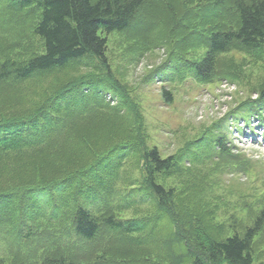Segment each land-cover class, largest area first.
Instances as JSON below:
<instances>
[{
	"label": "trees",
	"instance_id": "16d2710c",
	"mask_svg": "<svg viewBox=\"0 0 264 264\" xmlns=\"http://www.w3.org/2000/svg\"><path fill=\"white\" fill-rule=\"evenodd\" d=\"M153 1L156 0H0V41L4 43L3 48L9 50L0 61V90L23 86L21 91L26 92V86L32 82L41 87L52 75L63 71L73 73L83 67L97 70L50 86L28 108L0 113V160L13 158L24 164L25 169L35 158L39 164L49 160L53 165L49 173L37 171L32 176L19 175L6 183L1 181L3 169H0V264L10 261L16 264H148L147 261L154 264L150 259L146 261L130 255L136 246L148 244L143 237L144 228L154 217L124 219L118 214L141 206H152L161 215L167 211L176 223L169 237L171 242L181 241L179 244L183 243L186 254L183 257L163 255L162 261L166 264H254L253 245L264 226V212L253 225L246 226L244 233L209 236L198 226L192 231L197 235L196 243L175 238L182 232L188 233L202 215L194 213L195 209L185 202L176 200L178 187L166 186L159 178L174 174L185 176L183 173L190 168L180 167L181 159L175 155L164 158L158 147H146L143 124L136 105L129 98L131 90L122 85L124 77L116 71L108 56L111 34L126 35L131 30L134 33L153 32L156 24L147 13ZM229 1L206 3L200 0L196 5L198 9L193 8L197 9L191 14L194 21L209 19L202 18L206 9L216 19V23L199 27L203 32L199 37L201 41L188 39L191 26L188 20L182 19L187 26L179 28L177 21L173 31H186L187 36L178 35L175 39L174 34L165 42L167 48L175 44L179 51L184 50L187 43L204 44L207 51L203 59L195 61L182 58V54H173L153 74L161 72V77H169L178 69L177 73L181 72L182 76L167 80L174 82L193 76L205 83L233 81L238 74L232 76L220 68L219 62L224 64L223 55L238 51L256 59L264 56V0ZM207 4L210 5L207 7ZM232 9L236 15L227 12ZM141 12L149 17L150 27L138 29L142 24ZM232 18L235 27L227 21ZM122 44L118 45L122 47ZM14 46L18 49L13 50ZM130 51V59L139 61L137 57L131 58L138 50ZM257 84L262 86L258 97L241 101L230 111L232 116L236 111L263 116L264 87L262 83ZM163 94L168 101L173 100L170 91L164 90ZM17 101L14 98L11 103L17 105ZM123 108L124 113L132 115L133 137L59 175L56 154L60 142L75 132L76 124L81 120L100 122L105 114L120 113ZM221 121L224 120H219L220 126L214 133L205 135L198 143L197 151L199 154L203 151V157L219 164L221 170L243 167L249 170L248 161L229 149V139ZM83 145L90 147L89 143ZM136 153L144 162L145 182L128 181L129 186L135 187L123 191L119 187L125 180L123 167ZM228 159L240 160L238 167L231 165ZM205 182L209 183V176ZM190 188L195 189L194 183ZM140 189L144 192L135 194ZM99 200L102 202L97 207L90 203ZM114 239L124 243L123 252H114L111 256L103 250L93 256L101 247L117 241Z\"/></svg>",
	"mask_w": 264,
	"mask_h": 264
},
{
	"label": "rangeland",
	"instance_id": "374dc122",
	"mask_svg": "<svg viewBox=\"0 0 264 264\" xmlns=\"http://www.w3.org/2000/svg\"><path fill=\"white\" fill-rule=\"evenodd\" d=\"M209 1L205 0L206 3ZM199 3L200 0L153 1L147 7V13L152 15L156 24L153 25V32L149 34L147 32L140 33V31L134 33V30H131L127 31L126 35L113 33L109 36L110 49L108 53L113 67L116 71H120L124 77V81H121L122 85L131 90L129 98L136 105L143 124L142 133L147 138L146 147L148 149L158 147L164 158L175 155L181 159L180 167L190 168V170H186V174L183 173L185 176L174 174L159 178V181L166 186L178 187L176 200L185 202L187 206L195 209L194 213L202 215L203 219L200 217L201 220H198L199 223L197 221L196 226L192 224L193 227L189 229L188 233L182 232L179 238L175 237L186 239L190 243H196L197 235L192 234V231L194 232V228H198V226L202 227L209 236L217 234L226 237L236 232L244 233L246 226L253 225L259 216H263L264 212V124L258 123L256 115L247 114L243 117L240 113L232 117L230 112L246 98L258 97L257 92L261 90L262 86L257 83H262L264 87V56L256 59L251 54L238 51L223 55L224 64H221L220 61V68L226 69L224 71L232 76L238 74L233 78V81L220 80L205 83L199 82L193 76H187L174 82L167 80V78L182 76L181 72L177 73L178 69L173 70L169 77H161V72L153 74V71L160 68L173 54H182V58L186 57L195 61L203 59L207 51L204 44L187 43L184 50L180 51L175 44L168 48L165 45L171 35L175 34V39L179 36L181 38L187 36L186 31H173L174 23L177 21L179 28L187 26V23L191 26L188 34L190 41L194 38L195 41L200 40L199 37L203 35V32L199 27L216 23V19L211 17L207 9L202 18L209 17V19L194 21L191 14L198 9L196 5ZM208 5L210 4H207V7ZM194 7L197 9H193ZM226 9L227 7L222 10ZM227 12L236 15L233 9ZM221 16L227 18V15ZM140 18H142L143 25H139L138 29H144L145 26L150 27L148 16L146 17L141 12ZM182 19L188 20L187 23H184ZM227 21L230 22V26L235 27L234 18ZM120 42L123 43L122 47L118 45ZM3 46L4 43L0 41V61L5 59L9 51ZM126 47L130 50H138L137 56L133 55L131 58L137 57L139 61L130 59L131 51ZM17 49L16 46L13 47V50ZM125 50L127 51L125 52ZM190 70L189 68L188 71ZM103 71L106 72L105 69ZM94 72L97 70L88 67L74 70L73 73L63 71L55 76L52 75L50 80L41 87L37 82L35 84L32 82L28 87L26 86L27 93L21 91L25 88L23 86L0 90V113L28 108L36 98L48 91L50 86L58 85L70 77H79ZM164 90L171 92L172 101H168L164 96ZM14 98L18 100L17 105L11 103ZM20 102L23 105H20ZM124 109L120 113L105 114V119L100 116V122L79 121L75 126V132L60 142L61 147L58 151L60 153L56 154L59 171L57 173L62 175L67 171H72L80 164L96 159L103 151H111L119 143L132 138V132L135 131L131 126L132 115L124 113ZM128 111L132 112L131 109ZM222 119L224 121H221V126L227 132L226 136L230 140L229 149L236 156L244 157L248 161L249 170H245L244 167L241 170L234 168L221 170L219 164L211 162L208 157H203V151L200 154L197 151L198 143L205 138V135L214 133L215 128L220 126L219 120ZM84 143H89L90 147H85ZM134 151H131L130 154ZM37 160V158L31 159L33 164L26 169L24 164L13 158L5 161L0 160V169H3L1 181L6 183L19 175L32 176L33 172L37 171H43L46 174L52 170L53 165H50L49 160L41 164ZM199 160L203 164H200ZM232 160L234 159H228L231 165L238 167L240 160ZM123 168L125 180L119 185L123 191L135 187V185L129 186L128 181L145 182L144 162L140 159L139 153L130 157ZM208 176L209 183H206ZM193 183L195 189L190 188ZM142 192L144 191L140 189L135 194ZM101 202L102 200L90 201L95 207ZM201 212L202 214H200ZM118 214L124 219L154 217L149 219L150 225L144 228L146 230L143 237H146L145 240L148 244L136 246L135 251L130 254L132 257L143 258L146 261L150 259L154 264H166V261H162L165 259L163 255L183 257L186 254L183 243L179 244L181 241L179 243L171 242L169 236H172L176 223L172 221L167 211L161 215L160 211H156L152 206H141L129 212H118ZM190 216H192L191 213ZM202 220L204 222H201ZM114 240L117 241L101 247L93 253V256L99 255L103 250L110 252L111 256L123 252L124 243H121L119 239ZM253 246L254 264H264V226ZM147 263L151 264L148 261ZM3 264H16V261Z\"/></svg>",
	"mask_w": 264,
	"mask_h": 264
}]
</instances>
